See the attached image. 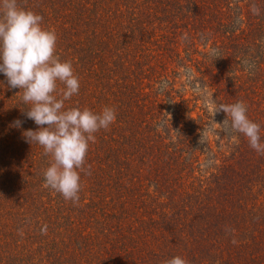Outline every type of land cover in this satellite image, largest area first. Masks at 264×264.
Returning <instances> with one entry per match:
<instances>
[{
    "label": "trees",
    "instance_id": "1",
    "mask_svg": "<svg viewBox=\"0 0 264 264\" xmlns=\"http://www.w3.org/2000/svg\"><path fill=\"white\" fill-rule=\"evenodd\" d=\"M17 4L73 66L65 108L117 119L66 201L44 180L53 158L23 136L39 127L23 90L0 74V264H264V155L215 112L244 102L264 138V0Z\"/></svg>",
    "mask_w": 264,
    "mask_h": 264
},
{
    "label": "clouds",
    "instance_id": "2",
    "mask_svg": "<svg viewBox=\"0 0 264 264\" xmlns=\"http://www.w3.org/2000/svg\"><path fill=\"white\" fill-rule=\"evenodd\" d=\"M251 12L261 14L255 6ZM42 20L41 15L18 7L17 0H0V74L11 89L23 90L22 101L29 105L26 117L39 126L36 131L23 133L26 142L41 146L53 158L44 172L46 185L75 204L79 201L80 171L89 143L95 133L107 130L116 121L117 113L107 106L98 113L65 108L64 102L79 93L80 82L71 62L55 55L57 36L42 27ZM58 83L63 85L60 98ZM220 111L227 115L224 123L230 122V130L242 134L255 152L264 155L261 125L249 119L246 104H220L215 112ZM15 123L21 126V121ZM168 264L188 262L176 256Z\"/></svg>",
    "mask_w": 264,
    "mask_h": 264
},
{
    "label": "rangeland",
    "instance_id": "3",
    "mask_svg": "<svg viewBox=\"0 0 264 264\" xmlns=\"http://www.w3.org/2000/svg\"><path fill=\"white\" fill-rule=\"evenodd\" d=\"M199 93V92H198ZM210 139H213V137H211Z\"/></svg>",
    "mask_w": 264,
    "mask_h": 264
}]
</instances>
